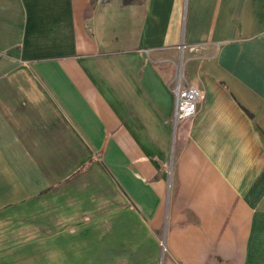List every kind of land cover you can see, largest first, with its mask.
I'll use <instances>...</instances> for the list:
<instances>
[{
    "label": "crops",
    "instance_id": "1",
    "mask_svg": "<svg viewBox=\"0 0 264 264\" xmlns=\"http://www.w3.org/2000/svg\"><path fill=\"white\" fill-rule=\"evenodd\" d=\"M0 264H264V0H0Z\"/></svg>",
    "mask_w": 264,
    "mask_h": 264
},
{
    "label": "built area",
    "instance_id": "2",
    "mask_svg": "<svg viewBox=\"0 0 264 264\" xmlns=\"http://www.w3.org/2000/svg\"><path fill=\"white\" fill-rule=\"evenodd\" d=\"M181 49L186 48L190 51H197L202 48L201 45H185L180 46ZM172 92L174 94V111H173V122H177L192 117L195 115L197 110L198 102L201 99L200 92L192 85H183L181 71L175 77L174 84L172 86ZM162 250L164 249L161 244Z\"/></svg>",
    "mask_w": 264,
    "mask_h": 264
},
{
    "label": "trees",
    "instance_id": "3",
    "mask_svg": "<svg viewBox=\"0 0 264 264\" xmlns=\"http://www.w3.org/2000/svg\"><path fill=\"white\" fill-rule=\"evenodd\" d=\"M134 0H125V3H131L133 2Z\"/></svg>",
    "mask_w": 264,
    "mask_h": 264
}]
</instances>
